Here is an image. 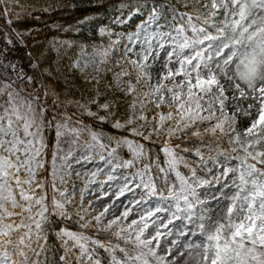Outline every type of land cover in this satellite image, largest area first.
Here are the masks:
<instances>
[{
	"label": "snow or ice",
	"instance_id": "obj_1",
	"mask_svg": "<svg viewBox=\"0 0 264 264\" xmlns=\"http://www.w3.org/2000/svg\"><path fill=\"white\" fill-rule=\"evenodd\" d=\"M0 264H264V0H0Z\"/></svg>",
	"mask_w": 264,
	"mask_h": 264
}]
</instances>
